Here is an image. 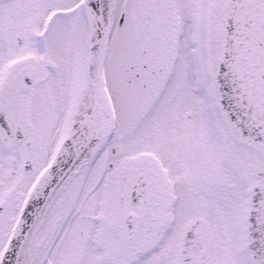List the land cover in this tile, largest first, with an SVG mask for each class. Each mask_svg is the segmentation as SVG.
<instances>
[{"label":"snow or ice","instance_id":"obj_1","mask_svg":"<svg viewBox=\"0 0 264 264\" xmlns=\"http://www.w3.org/2000/svg\"><path fill=\"white\" fill-rule=\"evenodd\" d=\"M0 264H264V0H0Z\"/></svg>","mask_w":264,"mask_h":264}]
</instances>
